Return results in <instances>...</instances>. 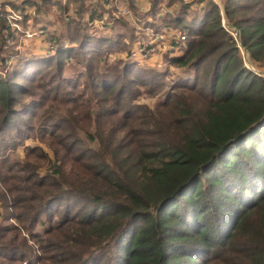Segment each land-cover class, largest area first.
I'll return each instance as SVG.
<instances>
[{
	"label": "trees",
	"instance_id": "trees-1",
	"mask_svg": "<svg viewBox=\"0 0 264 264\" xmlns=\"http://www.w3.org/2000/svg\"><path fill=\"white\" fill-rule=\"evenodd\" d=\"M166 1L143 24L185 34L167 69L132 56L126 21L91 30L111 0H68L44 55L0 13V264H264V0H223L237 42L212 0ZM53 5L14 8H36L25 26Z\"/></svg>",
	"mask_w": 264,
	"mask_h": 264
},
{
	"label": "rangeland",
	"instance_id": "rangeland-1",
	"mask_svg": "<svg viewBox=\"0 0 264 264\" xmlns=\"http://www.w3.org/2000/svg\"><path fill=\"white\" fill-rule=\"evenodd\" d=\"M155 0H134L135 5L134 7H130L129 0H111V3L107 5V12L105 16V22L102 20H96V22L89 23V26L93 32L96 30L99 31H107L111 32V25L115 19H122L126 21L129 25V27L134 29V35L135 37L129 39V37L126 39V44L130 45L131 48V54L132 56L143 65L147 66H157L161 69H167L169 67V64L164 62V58L167 54L170 55H176L183 52L185 47V41L182 40V37L185 36L182 32H179L173 28H166L163 29L161 32H156L155 29L149 27L145 28L143 24V20L148 13L151 11L152 2ZM166 1V0H165ZM168 1V0H167ZM161 4V15H166L168 13V9L166 8L167 2ZM192 0H188V2H191ZM62 7L59 6H52V9L48 12H42L40 15V21L38 23H34V20H30L27 22V25L23 26L21 23L24 19V15L22 12H27L32 14L31 9L28 8V6H25V9L17 10L19 14L23 16V19L19 20L18 25L20 27V32L16 30L15 35L16 38L13 40H10V44L17 43L15 45V50L18 49V47L22 48L25 47V52H30L36 55H44L48 52V47L50 44L47 42L49 37L51 36L50 33L46 32L44 29V26H48L50 29L49 31L58 30L59 26L61 25V19H67L66 16L68 14L66 13L64 7H69L70 10V16L76 18L75 11L78 10L77 6L73 3L67 4L68 0H61ZM92 11H101L103 3L101 0H87L86 4ZM176 5V4H174ZM20 7H23V5H20ZM177 6H174L173 9H175ZM223 14H222V23L224 26L227 27V30L229 33L233 34V36H237V32L231 27L227 26L229 24L226 15L224 14V9L219 7ZM36 9V8H35ZM169 10H172L171 8ZM90 13V12H89ZM85 14V17L83 20L89 21L90 20V14ZM79 17V16H78ZM145 20L152 23H157V20L151 18L150 16L147 17ZM14 29V27H11V32ZM25 32V33H24ZM27 32H29L31 35H33V38H30L27 36ZM131 35V34H130ZM236 42L238 40V37H235ZM15 40V41H14ZM174 43V46L173 44ZM176 44V45H175ZM180 46H177V45ZM240 47V45H239ZM242 55L244 56V59L247 63V66L252 69L253 66L250 64L249 61L246 60L247 56L246 53L243 52V48L241 47ZM182 54V53H181ZM127 56V55H125ZM124 56V57H125ZM111 59L115 57L114 55L110 56ZM126 58V57H125ZM256 66V65H255ZM257 67L259 72H263L264 74V68L261 66ZM170 75L168 76L167 81L171 83L172 79L178 78V77H187L190 76V72L188 69L185 70H178L174 67L170 68ZM143 105H146L150 110L154 109L156 104L158 103V99L156 98H147L146 96H143V98L139 101ZM41 142L35 141V140H29L28 144L31 145H39L43 146L53 158L54 154L51 150L42 144ZM19 154L22 156V158L25 157L23 148L19 150ZM41 229V228H39ZM26 235V234H25ZM27 236V235H26Z\"/></svg>",
	"mask_w": 264,
	"mask_h": 264
},
{
	"label": "built area",
	"instance_id": "built-area-1",
	"mask_svg": "<svg viewBox=\"0 0 264 264\" xmlns=\"http://www.w3.org/2000/svg\"><path fill=\"white\" fill-rule=\"evenodd\" d=\"M26 1H29V0H0V13L2 15H6L7 18L9 19V21H10L11 27H14V29L12 30V33L15 32L16 30H18L19 32L21 31L20 27L18 25V22H19V20L23 19V16L21 14H19L17 9L14 8V6L25 5ZM212 1L217 6L222 8L223 0H212ZM28 8L31 9L32 14H35V8L34 7H29L28 6ZM27 36L30 37V38H33V35H31L29 32H27ZM182 40L185 41L186 37L185 36L182 37ZM25 47L26 46H23L22 48L18 47V50L19 51H24ZM240 48H241V46H240ZM251 70H255L254 67Z\"/></svg>",
	"mask_w": 264,
	"mask_h": 264
}]
</instances>
